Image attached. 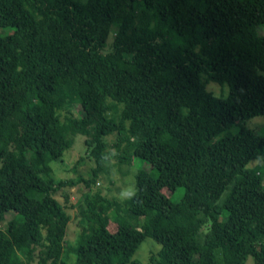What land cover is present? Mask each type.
Returning a JSON list of instances; mask_svg holds the SVG:
<instances>
[{"label": "trees", "instance_id": "trees-1", "mask_svg": "<svg viewBox=\"0 0 264 264\" xmlns=\"http://www.w3.org/2000/svg\"><path fill=\"white\" fill-rule=\"evenodd\" d=\"M261 27L264 0H0V264H141L145 239L146 264H264L262 176L247 167L264 162V131L240 126L264 121ZM76 135L93 168L57 179L48 164ZM111 135L147 166L120 202L95 186ZM79 184L74 204L55 199Z\"/></svg>", "mask_w": 264, "mask_h": 264}, {"label": "rangeland", "instance_id": "rangeland-1", "mask_svg": "<svg viewBox=\"0 0 264 264\" xmlns=\"http://www.w3.org/2000/svg\"><path fill=\"white\" fill-rule=\"evenodd\" d=\"M4 31H8V29H4ZM257 32L259 36H263L264 27L258 28ZM110 40L111 39L109 36L107 41L110 42ZM205 89L214 97L220 99H224L227 95L226 86H219L212 82H209L205 86ZM240 126L246 129L254 130L258 135L262 134L264 131V121L261 117H253L248 119L240 123ZM234 132L235 127L231 126L227 130L220 133L216 139L222 135L233 134ZM83 139L84 137L80 135H76L74 137L71 147L62 154V164L55 162H50L48 164L53 176H55L57 179L75 180L87 178L89 176V171L93 168V163L86 157V150L82 144ZM104 141L108 145V150L105 152L108 155V163L106 165L108 168V174L103 175L101 181L97 180L95 186L99 187L104 196L107 198L115 199L116 201L120 202L135 192L134 175L139 168H146L147 166L141 160L131 158L130 148L125 142L120 143L116 148H114L113 145L115 141L112 135L105 137ZM247 167H257L259 169L262 176V189L264 190V162L251 160ZM82 190L81 184H79L58 192L54 197L59 203H62V195L67 193L69 196V204H74L76 197L80 196ZM66 212L69 215V221L66 225L64 238L67 242L72 243L76 234L81 228V213L77 212L74 207L68 208ZM121 212L126 214L124 210ZM8 215L10 214H7V216ZM128 219L131 223L135 222V219L132 217H128ZM110 229L112 230L111 226ZM157 249L158 246L154 242L149 239H145L136 249L133 259L141 264H146L145 262L147 260L148 252ZM65 263L73 264V256L71 255L69 258L65 259ZM244 264H252L251 259L248 257Z\"/></svg>", "mask_w": 264, "mask_h": 264}]
</instances>
